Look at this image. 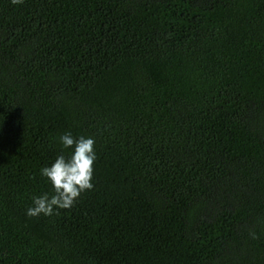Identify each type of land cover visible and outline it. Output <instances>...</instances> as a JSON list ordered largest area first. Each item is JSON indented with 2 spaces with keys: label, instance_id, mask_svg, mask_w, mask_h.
<instances>
[{
  "label": "trees",
  "instance_id": "obj_1",
  "mask_svg": "<svg viewBox=\"0 0 264 264\" xmlns=\"http://www.w3.org/2000/svg\"><path fill=\"white\" fill-rule=\"evenodd\" d=\"M0 264H264V0H0Z\"/></svg>",
  "mask_w": 264,
  "mask_h": 264
},
{
  "label": "clouds",
  "instance_id": "obj_2",
  "mask_svg": "<svg viewBox=\"0 0 264 264\" xmlns=\"http://www.w3.org/2000/svg\"><path fill=\"white\" fill-rule=\"evenodd\" d=\"M59 142L63 148L71 149V154L67 157L59 154L49 166L40 169L53 192L32 197V204L25 212L29 217L51 216L59 209L71 208L81 193L93 188V164L97 158L95 139L83 135L73 137L65 132L59 136Z\"/></svg>",
  "mask_w": 264,
  "mask_h": 264
}]
</instances>
